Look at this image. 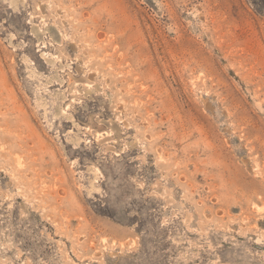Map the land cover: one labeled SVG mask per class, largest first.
I'll list each match as a JSON object with an SVG mask.
<instances>
[{
	"label": "rangeland",
	"instance_id": "obj_1",
	"mask_svg": "<svg viewBox=\"0 0 264 264\" xmlns=\"http://www.w3.org/2000/svg\"><path fill=\"white\" fill-rule=\"evenodd\" d=\"M0 264H264V0H0Z\"/></svg>",
	"mask_w": 264,
	"mask_h": 264
},
{
	"label": "bare ground",
	"instance_id": "obj_2",
	"mask_svg": "<svg viewBox=\"0 0 264 264\" xmlns=\"http://www.w3.org/2000/svg\"><path fill=\"white\" fill-rule=\"evenodd\" d=\"M40 32V31H39ZM52 59V58H51ZM53 62H54V60H53Z\"/></svg>",
	"mask_w": 264,
	"mask_h": 264
}]
</instances>
